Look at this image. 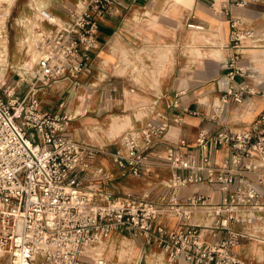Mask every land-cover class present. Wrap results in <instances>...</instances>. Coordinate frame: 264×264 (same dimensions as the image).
Segmentation results:
<instances>
[{
  "label": "built area",
  "instance_id": "built-area-1",
  "mask_svg": "<svg viewBox=\"0 0 264 264\" xmlns=\"http://www.w3.org/2000/svg\"><path fill=\"white\" fill-rule=\"evenodd\" d=\"M135 3L78 0L67 19L42 9L43 20L52 29L36 42L39 57L34 73L17 72L14 86L0 85V257L9 256V264H108V238L122 227L158 243L169 263L184 259L186 264H245L237 246L246 240L264 242V111L243 128L203 127L195 145L180 139L166 147L158 157L175 172L141 196L107 191L102 168L88 185L82 184V173L98 150L69 134L74 116L44 112L38 93L65 80L81 87V78L94 73V53L107 44L113 52L112 41L103 44L98 38L101 23L125 16ZM237 25L233 22L232 46L237 51L230 61L231 84L213 103L215 119L230 101L242 103L245 90L264 96V89L234 82L244 72L237 66L243 41L251 39L254 45L263 41ZM187 27L205 29L196 22H188ZM120 32L116 30L113 37ZM24 83L29 89L22 95L16 85ZM59 105L63 107L65 101ZM168 107H179L178 100ZM169 127L167 115L157 111L143 128L124 133L114 161L123 167L129 164L131 172L140 175L150 148ZM222 147L229 149L228 159L214 161L211 150ZM189 187L195 190L182 198L177 191ZM170 216L179 219L177 227L163 223Z\"/></svg>",
  "mask_w": 264,
  "mask_h": 264
},
{
  "label": "crops",
  "instance_id": "crops-1",
  "mask_svg": "<svg viewBox=\"0 0 264 264\" xmlns=\"http://www.w3.org/2000/svg\"><path fill=\"white\" fill-rule=\"evenodd\" d=\"M77 1L0 0L1 35H7L12 30L16 32V29H19L20 34V42L16 47L10 48L11 53L7 52L4 60L0 58V64L4 61L11 67V72L8 69L3 75L0 72L1 86L6 83L14 86L19 79L17 72L26 75L35 70L39 57L36 42L42 33L52 29V25L43 20L41 10L47 9L67 19L69 8ZM138 16L142 19L134 25L132 17ZM148 18L152 19L146 26L150 22L161 21V26L149 29L151 39L148 31H144L143 22ZM235 21H238V29L252 30L263 41L257 45L251 39L243 41L237 66H241L244 72L236 75L234 82H244L250 88L264 89V0H251L244 4H238L235 0H136L132 10L125 16L106 19L101 23L99 40L103 44L111 41L114 43L113 52L119 56L112 62H119V65L124 64L125 67H116L119 69L110 73L109 77L107 75L101 87H93L88 95L90 102L86 110L118 108L124 113L129 112L127 116L131 118V123L123 133L131 129L140 130L157 111L167 115L170 127L165 137L150 148L152 153L149 154L148 163L142 167V173L135 175L129 164L123 167L114 161L113 153L119 148H109L112 141L99 134L100 126H105L108 118L98 122L84 117L88 112L84 109L86 99L85 103L81 101L78 94L80 90H76L71 80L52 84V88L40 91L38 98L43 102L46 97H56V103L48 100L51 103L49 110L67 112L74 116L69 134L76 138L74 132L83 128L96 134L87 142L96 146L97 154L89 159L90 165L81 178L86 176L91 181L97 177V170L102 168V184L107 191L114 195H142L147 190L155 189L159 181L175 172L165 160L158 157L166 147L176 145L180 139L195 145L203 127L213 131L225 124L243 128L264 111V96L245 90L242 103L230 101L220 118H212L213 103L221 99L231 84L229 73L234 68L230 66V61L237 51L232 46ZM188 22L201 23L205 29H190L187 27ZM14 24L16 29H13ZM116 30L121 32L119 36L113 37ZM158 37H163L166 44H158ZM122 50L127 53L126 61L121 60ZM113 52L109 44L95 52L97 58L94 60V71L99 68L98 61L103 53L113 56ZM29 66L34 69H29ZM156 75L160 83L155 86ZM81 79L84 81L86 77ZM16 88L24 95L29 84L16 85ZM102 96L104 100L101 102L98 97ZM63 97H67V100L64 99L65 105L60 107L59 101ZM174 100H178L179 107H168ZM80 107H83L81 112ZM229 154L226 147L213 148L210 152L211 158L218 162L226 161ZM193 190L195 187L179 189L177 192L184 198ZM195 219L202 221L201 215H196ZM163 223L175 228L179 219L170 216L163 219ZM236 251L245 264H263L264 242L242 241ZM105 254L108 264H186L184 259L167 262L166 254L158 243H149L142 234L125 227L110 235Z\"/></svg>",
  "mask_w": 264,
  "mask_h": 264
},
{
  "label": "rangeland",
  "instance_id": "rangeland-1",
  "mask_svg": "<svg viewBox=\"0 0 264 264\" xmlns=\"http://www.w3.org/2000/svg\"><path fill=\"white\" fill-rule=\"evenodd\" d=\"M150 19H152V18L146 19L143 23H144V31H148V33H147V34H149L148 37L151 39V36H150L151 33H150L149 29H151V27L158 28L159 26H161V21L160 22L158 21L156 23L150 22L149 25L146 26V23H148L150 21ZM3 21H5V20H3ZM138 21H139V19H137V21H134L135 23L133 22V24L135 25L136 22L139 23ZM16 27L17 26L14 24L13 29L14 28L16 29ZM18 30L19 29H16V32L14 30H12L7 35H5V34L1 35V33H0V58L2 60H4L7 57L6 56L7 52L11 53V49L10 48L11 47H16L17 43L20 42V37H19L20 34H19ZM133 31H135V29ZM163 40H164L163 37H158V41H156V42L158 44H161V45L166 44V41H163ZM121 54H122L121 55L122 56L121 57L122 61L128 60L126 52H124L122 50ZM112 55L113 56H110V55L108 56L107 54L103 53L102 58L99 59V61H98L99 68L96 69V71H94L92 76L86 77V79L81 82V87H78L76 89V90H80L78 94L81 96V101H83L85 103V99H86V103H85L86 106L84 108L85 110L88 108V105H89V102H90L89 99H88V95H89V93L92 92V89H94L93 87H97V88L101 87L102 82L105 81L110 76L109 75L110 73H113L114 71H116V69H119L121 67H125L124 64L119 65L120 64L119 62H114V63L112 62L115 59H118L119 55H117V52L112 53ZM95 58H97V57H95ZM1 62H2L0 64L1 75H3L7 71V69H8L9 72H11V67L7 66L6 62H4V61H1ZM118 66H119V68H116ZM29 69L33 70L34 68L29 66ZM34 71L35 70H33L31 72L34 73ZM99 75H100V79L98 80L97 78H99ZM107 75H108V77H107ZM92 82H96V86H91ZM140 84L142 85V82ZM114 86L117 87V85H114ZM155 86H156V84H155ZM49 88H52V87H49ZM103 89H105V88H103ZM119 89L120 88H118V90ZM128 89H129V87H128ZM129 91H130V89H129ZM98 95L100 96V94H98ZM101 98H102V100H101ZM101 98L98 97L99 101L102 102L104 100V98H103V96ZM64 99L67 100V97L66 98L65 97L60 98L59 104ZM45 100L46 101L42 102V109H43L44 112H47V111H50L49 110V108L51 107L50 106L51 105L50 101H52L53 103H56L58 101V98L49 96V97H46ZM48 100H50V101H48ZM91 102H92V100H91ZM82 110H83V107H80L79 112H81ZM86 111H88V112H87V114L84 117L93 118L95 120H98V122H101L104 118H108L106 120V125L105 126H100L99 134L100 135H104V137H106L107 139H110V141H112V143L109 145V148L114 147V146H116L118 148L122 147L121 140H122V136L124 135L123 131L126 129L127 125L131 123V118L129 116H127V114L129 115V112L124 113L123 110L118 109V108H109V109H106V110H104L102 108L101 110L96 109L95 111H93V110H91V111L86 110ZM142 115L143 114H141V116ZM116 120H118V121H116ZM119 122H120L121 126H119L120 125ZM113 125L114 126H119V127H117V129L114 130V129H112ZM110 129H112L113 132ZM91 131L92 130L87 131V130H85L83 128V129H79L77 132L75 131L74 134H75L76 139H78V140L89 141L90 137H95V135H96V134L93 133V131H92V134H90ZM110 131L113 134L111 136H110V134H111ZM72 132L73 131L71 130V133ZM110 151L113 152V150H111V149H110ZM150 153H152V151H150ZM162 153H164V152H162ZM81 182H82L83 185H88L89 184V178H87L85 176V177L82 178ZM137 196H141V195L137 194ZM9 263H10L9 256H2V258L0 260V264H9Z\"/></svg>",
  "mask_w": 264,
  "mask_h": 264
},
{
  "label": "bare ground",
  "instance_id": "bare-ground-1",
  "mask_svg": "<svg viewBox=\"0 0 264 264\" xmlns=\"http://www.w3.org/2000/svg\"><path fill=\"white\" fill-rule=\"evenodd\" d=\"M175 3H176V2H175ZM173 35H174V34H173ZM164 50H165V49H164ZM159 52H161V51H159ZM154 72H155V71H154ZM159 83H160V81H159V79H158V76L156 75V76H155V84H156V85H159ZM116 121H118V120H116ZM115 124H116V123H115ZM119 124H120V122H119ZM119 124H118V125H119ZM116 125H117V124H116ZM119 126H121V124H120ZM119 126H114V125H113L112 129L115 130V129H117V127H119ZM112 129H110V130L112 131ZM111 131H110V132H111ZM112 132H113V131H112ZM112 132H111L110 136L113 135ZM114 132H115V131H114Z\"/></svg>",
  "mask_w": 264,
  "mask_h": 264
}]
</instances>
